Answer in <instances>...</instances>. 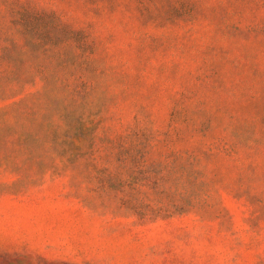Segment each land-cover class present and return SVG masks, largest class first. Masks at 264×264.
Masks as SVG:
<instances>
[{
    "label": "rangeland",
    "instance_id": "1",
    "mask_svg": "<svg viewBox=\"0 0 264 264\" xmlns=\"http://www.w3.org/2000/svg\"><path fill=\"white\" fill-rule=\"evenodd\" d=\"M0 264H264V0H0Z\"/></svg>",
    "mask_w": 264,
    "mask_h": 264
}]
</instances>
